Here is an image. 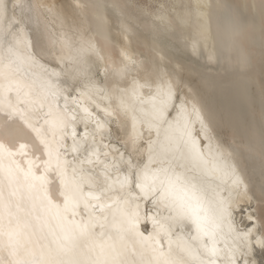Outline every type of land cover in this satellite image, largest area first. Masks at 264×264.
I'll return each mask as SVG.
<instances>
[{
    "label": "snow or ice",
    "instance_id": "6c2138e0",
    "mask_svg": "<svg viewBox=\"0 0 264 264\" xmlns=\"http://www.w3.org/2000/svg\"><path fill=\"white\" fill-rule=\"evenodd\" d=\"M15 2L17 14L7 24L0 17V264H220L214 216L229 207L246 212L251 227L237 234L243 244L229 251L225 264L241 258L259 264L248 256L253 236L264 250V235L246 207L251 197L240 164L213 144L207 126L202 140L192 138L188 109L175 105L166 72L157 75L155 64L147 69L133 50L136 32L126 18H135L125 6L117 0H72L71 8L58 0ZM110 13L119 19L122 42L112 39ZM192 53H199L195 42ZM63 76L87 81V90L72 96ZM92 93L117 104L101 107V117L83 104ZM70 100L82 115L69 110ZM112 121L128 129L124 143L131 152L117 158L106 150V161L96 139L103 142ZM69 149L84 158L73 165ZM133 155L144 158L142 166ZM257 155L264 162V141ZM57 182L59 202L52 195ZM148 200L170 210L173 231L191 227L203 257L182 233L173 239L166 225L144 214Z\"/></svg>",
    "mask_w": 264,
    "mask_h": 264
},
{
    "label": "bare ground",
    "instance_id": "6f19581e",
    "mask_svg": "<svg viewBox=\"0 0 264 264\" xmlns=\"http://www.w3.org/2000/svg\"><path fill=\"white\" fill-rule=\"evenodd\" d=\"M112 2L105 0L107 4ZM117 2L124 5L129 15L135 18V23L126 18V23L136 32L133 50L139 53L147 69L155 64L157 75L160 70L166 72L176 93L175 105L183 102L187 107V131L192 134V138L202 140L201 133L207 126L213 144L231 152L240 164L248 184L247 195L251 197V203L246 207L252 210V215L259 221L257 234L264 235V162L257 155L260 143L264 141V0ZM58 3L66 8L72 7V0H58ZM0 7L6 13H0V17L7 24L17 14L19 6L15 0H0ZM162 17H166V21ZM109 18L112 21L113 41L122 42L118 35L121 31L119 19L111 13ZM194 42L199 49L197 55L192 53ZM50 66L58 67L55 62ZM149 82L155 86L158 82L156 75L151 76ZM60 83L67 91L87 90V81H73L69 76H63ZM99 83L105 87L103 78H100ZM111 86V82L106 85L109 91ZM91 96V99H84L86 105L96 107L102 113L101 117V107H115L117 104L115 97L104 99V93H92ZM72 106L74 108L69 110L79 115L80 111ZM177 110L176 107L172 109L173 117ZM110 127V132L103 133V140L111 143V146L108 145L112 151L110 153L118 158V153L124 152L127 158L131 152L130 145L124 143L128 129H121L115 121H112ZM96 141L101 142L100 137ZM143 159L137 155L132 156L133 163L139 161L141 166ZM52 195L58 202L62 200L59 197L58 182L53 185ZM221 195L226 196L227 192ZM171 215L167 207L160 205L159 214L155 218L168 227L173 239H176L177 233H182L203 257L199 239L192 240L191 227L186 224L181 229L175 225L173 231ZM214 219L218 225L215 238L223 256L220 264H225L229 251L243 244V238H238L237 234L246 231L251 224L246 212L231 207L218 217L214 216ZM230 226L235 231H231ZM148 230L144 229L145 234ZM204 243L207 244L208 240L205 239ZM132 246L139 251L134 241ZM129 255L136 259L135 253L129 252ZM248 260L264 264V250L255 244V236L252 237V252ZM191 264H196V261ZM239 264H243L242 258Z\"/></svg>",
    "mask_w": 264,
    "mask_h": 264
},
{
    "label": "water",
    "instance_id": "95a60500",
    "mask_svg": "<svg viewBox=\"0 0 264 264\" xmlns=\"http://www.w3.org/2000/svg\"><path fill=\"white\" fill-rule=\"evenodd\" d=\"M71 93L72 96H79L80 95V92L77 90V89H74L72 91H69ZM71 101V100H70ZM72 102V101H71ZM69 102L68 103V107L69 108H74L72 105H74L80 112H78L79 115H82L81 113V110L80 108L77 106L76 103L74 102ZM83 104L87 107H89L90 109H93L95 110L100 116L102 115V113L99 111V110H96V107L94 106H89V105H86V101L83 100ZM91 127V126H90ZM109 141H104L103 142H99L97 143L96 141V146L99 148L100 150V155H101V158L102 159H105L106 161H111V157H104L103 153L107 150L108 152H112L111 150H109V148L105 149L104 145L107 144V145H110L111 143H108ZM111 146V145H110ZM69 153H70V149L68 150ZM69 160L72 161V163H76L78 164L79 163V160L83 159L84 156L83 154H80V155H75V154H69ZM136 163V162H134ZM133 180L135 181V174L133 173ZM159 209H160V204L159 202L157 203V205H153L151 200H148L147 202H144V207H143V212L145 215H148L149 213H151L153 216L156 217V215L158 216L159 214ZM151 228V224L149 223V226H148V229ZM161 239L162 241L164 240V235H161Z\"/></svg>",
    "mask_w": 264,
    "mask_h": 264
}]
</instances>
